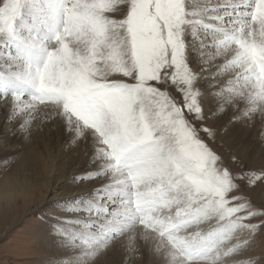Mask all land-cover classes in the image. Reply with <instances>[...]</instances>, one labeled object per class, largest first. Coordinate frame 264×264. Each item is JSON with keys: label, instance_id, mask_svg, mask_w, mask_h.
<instances>
[{"label": "snow or ice", "instance_id": "1", "mask_svg": "<svg viewBox=\"0 0 264 264\" xmlns=\"http://www.w3.org/2000/svg\"><path fill=\"white\" fill-rule=\"evenodd\" d=\"M45 104L87 157L47 264H264V161L217 140L264 148V0H0L6 134Z\"/></svg>", "mask_w": 264, "mask_h": 264}, {"label": "rangeland", "instance_id": "2", "mask_svg": "<svg viewBox=\"0 0 264 264\" xmlns=\"http://www.w3.org/2000/svg\"><path fill=\"white\" fill-rule=\"evenodd\" d=\"M38 108L39 115H37L36 123L40 126H33L32 137L24 140L18 135L14 139L16 143L23 147V152L34 150L31 151L33 153L27 154L36 160L38 159L39 163L42 161L41 155H43V157L45 156V161L51 162V164L47 166V169L54 168V171L52 175H47L49 178V189L42 188L44 191L43 195L36 193L32 203H28L20 197L16 198L12 205L6 204L5 202L0 204V264H47L48 257L54 252V247L51 244L52 238L49 234L51 223L48 215L49 211L58 210V206L70 207L69 204L71 200L66 199V197L72 194H68V192L76 190L75 186L71 184V177L70 179L68 178L67 181L58 182L55 174H57L56 172L58 171H61L64 176L67 174L68 169L64 167V162L68 157L72 158L71 161L73 163L71 164H73V167H75L74 161L78 162L76 165L77 170L81 168V162L84 161L86 163L87 159L85 154L86 150H83V148H85L83 144H70V140L67 136H64L63 133L58 134L53 127L52 121L44 118L43 115L48 111V105H40ZM2 122H4V113L0 111V124H2ZM221 138L233 143L234 148L247 161L251 162L253 167H259L261 162L264 161V148H261V146L256 143L254 134H249L237 127L230 129L229 132L225 134L218 132L217 140ZM1 144L2 143H0V145ZM82 145L84 146L83 148ZM10 147V145L0 146V175L12 165L11 162L14 156L16 157L15 161L21 156L20 152L12 155L14 152L12 153L11 150H8ZM76 148H82L80 149L82 155L80 150L78 149V151ZM37 153H39V155H37ZM79 163L81 164L80 166ZM85 163L83 165H85ZM52 164L54 167L51 166ZM5 165H7L6 169L4 168ZM39 165L43 166V164ZM56 168H58L57 171ZM248 195H250L256 203H264V200L259 197V188L248 190ZM61 213V215H64L63 212ZM42 217H45V219L43 220ZM113 250L101 256L99 258V264H121L123 259L121 251L118 247Z\"/></svg>", "mask_w": 264, "mask_h": 264}, {"label": "bare ground", "instance_id": "3", "mask_svg": "<svg viewBox=\"0 0 264 264\" xmlns=\"http://www.w3.org/2000/svg\"><path fill=\"white\" fill-rule=\"evenodd\" d=\"M36 115H39L38 112ZM52 123H53L54 129H56L58 134L63 133L64 136H67V138L69 140L71 139L70 136L64 132V129L59 122H52ZM17 136H12L10 134H6L4 122H2V124H0V143H2L1 145H10L11 147L8 150H11L12 153L14 152L12 155H15V153H17V152L21 153L20 154L21 156L19 158H17L16 161H15L16 157L14 156V159L11 162L12 165L7 170H5V172L2 175H0V204L5 202L6 204L12 205L14 203L15 199L20 198V197L23 198L28 203H32L36 193H40L43 195L44 191L42 190V188H45L48 190L50 187L48 184L49 178L47 175H52L54 168L47 169V166H49L51 164V162H49V161L46 162L45 158H44L45 156L43 157V155H41L42 161L39 163L38 159L36 160V159L30 157L29 154H27V153H33L31 151H34V150H28V151L23 152V147H21L18 143H16V140L14 139ZM83 147L84 146L82 145V148ZM82 148H80V149H82ZM83 150L85 151V148H83ZM80 153L82 155L81 150H80ZM37 155H39V153H37ZM76 158H78V157H76ZM71 160H72V158L68 157L67 160L64 162V167H66L68 169L67 174L65 176L62 175L61 171H58L59 173L56 172L57 174H55V175H56V180L58 182L59 181H67L68 178L70 179V177L72 176L73 173L79 171L84 166L83 164L85 162L83 161V162H81L82 165L79 163V166L81 165V168L77 170L76 165L78 164V162L74 161L75 167H73V164H71L73 162ZM263 160H264V157H263ZM79 162H80V160H79ZM39 164H43V166H40ZM8 165H10V164H8ZM51 166L54 167L53 164ZM6 167H7V165H5L4 168L6 169ZM57 170H58V168H56V171ZM59 170H60V168H59ZM50 180H51V178H50ZM68 183H70V182H68ZM67 187H68V185H67ZM25 188H26V190H25ZM62 189H63V187H62ZM74 191H72V192H74ZM72 192H68V194H70ZM259 192H260L259 197L264 200V191H261L259 189ZM60 214H62V213H60ZM51 244L53 245V241Z\"/></svg>", "mask_w": 264, "mask_h": 264}]
</instances>
